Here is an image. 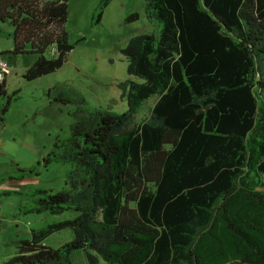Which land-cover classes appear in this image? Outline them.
Masks as SVG:
<instances>
[{
    "label": "trees",
    "instance_id": "1",
    "mask_svg": "<svg viewBox=\"0 0 264 264\" xmlns=\"http://www.w3.org/2000/svg\"><path fill=\"white\" fill-rule=\"evenodd\" d=\"M144 1L160 29L121 49L134 76L119 85L128 109L78 100L70 136L42 163L72 164L67 188L29 194L27 212L75 217L33 229L0 264H75L79 250L88 264H264V0ZM69 3L0 0V19L14 28L11 52L37 55L27 80L60 69L74 48ZM3 96L0 123L17 98L5 79ZM55 100L71 98L59 91ZM62 229L71 241L44 244Z\"/></svg>",
    "mask_w": 264,
    "mask_h": 264
},
{
    "label": "rangeland",
    "instance_id": "2",
    "mask_svg": "<svg viewBox=\"0 0 264 264\" xmlns=\"http://www.w3.org/2000/svg\"><path fill=\"white\" fill-rule=\"evenodd\" d=\"M102 1L70 0L65 28L74 48L60 69L32 81L27 80L24 73L37 55L12 53L14 28L9 21L0 19V50L11 70L6 77L7 92L17 96L9 104L4 122L0 123V263L16 253V243L30 238L33 229L75 217L73 211L27 212L33 205L31 199L35 198H29L31 189L57 192L67 188L72 164L52 162L44 166V158L58 140L70 136L72 126L79 120L78 100L82 97L85 103L81 106L87 109H109L118 113L128 109L119 85L134 76L127 72L128 62L121 49L131 37L158 33L160 29L157 20L146 17L144 0L143 8L142 0H114L97 23ZM95 9L98 10L92 24ZM132 11L138 12L140 18L125 23L126 15ZM59 91L71 101H56ZM6 102L7 96L1 97L0 108ZM153 102V98L144 102L136 113V122L147 116ZM31 168L35 173L30 172ZM2 189L11 190L2 192ZM73 237L71 229H62L49 235L44 244L56 248ZM73 260L75 264H88L81 250L73 254Z\"/></svg>",
    "mask_w": 264,
    "mask_h": 264
},
{
    "label": "built area",
    "instance_id": "3",
    "mask_svg": "<svg viewBox=\"0 0 264 264\" xmlns=\"http://www.w3.org/2000/svg\"><path fill=\"white\" fill-rule=\"evenodd\" d=\"M10 67L8 61L1 56L0 50V81L5 79L6 75L10 73Z\"/></svg>",
    "mask_w": 264,
    "mask_h": 264
},
{
    "label": "crops",
    "instance_id": "4",
    "mask_svg": "<svg viewBox=\"0 0 264 264\" xmlns=\"http://www.w3.org/2000/svg\"><path fill=\"white\" fill-rule=\"evenodd\" d=\"M114 0H112L110 3H109V5H108V7L106 8V9H108L109 7H110V5L112 4V2H113ZM143 6H144V2H143V0H142V4H141V8H143ZM106 11V10H105ZM140 11H141V9H140ZM133 12H135V11H132L131 13H133ZM131 13H129V14H131ZM128 14V15H129ZM128 15H126V17L128 16ZM104 16V15H103ZM125 17V18H126ZM140 18V17H139ZM124 22H125V19H124ZM125 23H127V22H125ZM130 23V22H129ZM149 23L151 24V21H149ZM155 30H158V26L155 28ZM143 34H145V33H143ZM1 52H3L2 50H1ZM1 56L2 57H4L3 56V53L1 54ZM5 58V57H4ZM6 59V58H5ZM7 60V59H6ZM11 73V72H10ZM8 75V74H7ZM7 75H6V77H7ZM6 77H5V80H6ZM32 173H35L34 171L32 172ZM37 174H39V172H37ZM24 177V176H23ZM23 177H19V178H23ZM12 179V178H11ZM9 190H11V189H2L1 191L2 192H8ZM13 190H17V189H13ZM1 192V193H2ZM15 254V253H14ZM13 254V255H14Z\"/></svg>",
    "mask_w": 264,
    "mask_h": 264
}]
</instances>
